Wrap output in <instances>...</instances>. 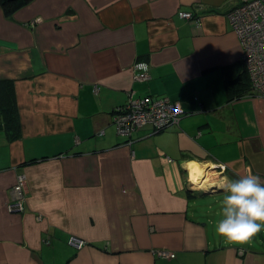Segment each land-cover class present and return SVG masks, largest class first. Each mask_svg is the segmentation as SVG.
<instances>
[{"label":"crops","instance_id":"obj_1","mask_svg":"<svg viewBox=\"0 0 264 264\" xmlns=\"http://www.w3.org/2000/svg\"><path fill=\"white\" fill-rule=\"evenodd\" d=\"M238 4L32 0L11 16L0 6V81L13 83L20 126L11 139L0 117V264H264V240L229 243L216 231L226 194L216 186L264 182V96L227 18ZM138 62L146 81L134 80ZM146 96L168 97L182 115L129 142L112 113ZM188 164L205 167V189ZM18 175L21 212L8 208Z\"/></svg>","mask_w":264,"mask_h":264},{"label":"built area","instance_id":"obj_2","mask_svg":"<svg viewBox=\"0 0 264 264\" xmlns=\"http://www.w3.org/2000/svg\"><path fill=\"white\" fill-rule=\"evenodd\" d=\"M178 16L185 20L192 18L189 12H179ZM227 18L241 45V61L249 77L251 89L264 96V0H239V4L227 14ZM140 63L142 62L135 63L132 67L134 80L146 81L149 79V66L144 63L148 66L147 71H144L136 67ZM181 115L179 104L168 97L146 96L118 106L112 113V122L119 135L132 142L133 133L142 126L149 124L154 131H161L178 124ZM219 169L223 172L225 166L219 165ZM25 185V176L18 175L11 189L12 202L8 206L10 211L23 210ZM69 244L80 249L85 245V241L70 237ZM153 253L163 259H172L175 256L166 250Z\"/></svg>","mask_w":264,"mask_h":264},{"label":"clouds","instance_id":"obj_3","mask_svg":"<svg viewBox=\"0 0 264 264\" xmlns=\"http://www.w3.org/2000/svg\"><path fill=\"white\" fill-rule=\"evenodd\" d=\"M147 71L148 66H136ZM226 195L222 201V219L216 231L227 242L244 243L264 229V182L255 174L239 179L224 178L218 185Z\"/></svg>","mask_w":264,"mask_h":264},{"label":"trees","instance_id":"obj_4","mask_svg":"<svg viewBox=\"0 0 264 264\" xmlns=\"http://www.w3.org/2000/svg\"><path fill=\"white\" fill-rule=\"evenodd\" d=\"M32 0H0V6L6 16H11ZM0 117L9 138L15 139L19 134V121L14 96L13 83L0 81Z\"/></svg>","mask_w":264,"mask_h":264},{"label":"bare ground","instance_id":"obj_5","mask_svg":"<svg viewBox=\"0 0 264 264\" xmlns=\"http://www.w3.org/2000/svg\"><path fill=\"white\" fill-rule=\"evenodd\" d=\"M188 166H190L192 168L191 174L189 173V175H190V177H189L190 178V181L193 184L197 185V187L204 188L206 186L205 185L206 181L204 180V181H201V183H200V180H201V177L200 176L206 171L205 170V167L200 166V165H197V164H188Z\"/></svg>","mask_w":264,"mask_h":264},{"label":"rangeland","instance_id":"obj_6","mask_svg":"<svg viewBox=\"0 0 264 264\" xmlns=\"http://www.w3.org/2000/svg\"><path fill=\"white\" fill-rule=\"evenodd\" d=\"M225 195L221 194V196H219V198H217L218 200H217L216 204H214V205H219V208L221 209V214L217 217L218 220L222 219V201H223V198ZM251 240H253V242H258V240H264V229H262L254 237H252ZM259 248H264V246L260 245Z\"/></svg>","mask_w":264,"mask_h":264}]
</instances>
